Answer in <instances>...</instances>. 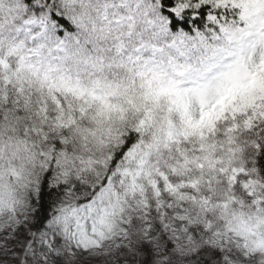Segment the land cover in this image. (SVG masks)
Masks as SVG:
<instances>
[{
  "label": "snow or ice",
  "instance_id": "snow-or-ice-1",
  "mask_svg": "<svg viewBox=\"0 0 264 264\" xmlns=\"http://www.w3.org/2000/svg\"><path fill=\"white\" fill-rule=\"evenodd\" d=\"M264 264V0H0V264Z\"/></svg>",
  "mask_w": 264,
  "mask_h": 264
},
{
  "label": "clouds",
  "instance_id": "clouds-1",
  "mask_svg": "<svg viewBox=\"0 0 264 264\" xmlns=\"http://www.w3.org/2000/svg\"><path fill=\"white\" fill-rule=\"evenodd\" d=\"M77 264H80V262L77 261ZM94 264H105V258L104 257H98V258H96ZM121 264H123L122 261H121ZM134 264H138V262H134Z\"/></svg>",
  "mask_w": 264,
  "mask_h": 264
}]
</instances>
